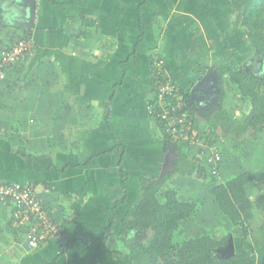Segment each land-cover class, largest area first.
Here are the masks:
<instances>
[{
  "label": "crops",
  "instance_id": "crops-1",
  "mask_svg": "<svg viewBox=\"0 0 264 264\" xmlns=\"http://www.w3.org/2000/svg\"><path fill=\"white\" fill-rule=\"evenodd\" d=\"M34 1V17L27 25L24 0H0V49L20 39L30 43L27 55L0 84V183L32 186L54 223L64 225L65 235L28 249L25 229L13 228L14 233L6 227L12 207L0 204V250L15 249L0 254V264H48L71 241L52 264H132L119 239L128 235L124 221L140 200L141 179L165 187L177 184L178 193L204 185L205 195L195 196L202 210L198 228L211 227L215 215L216 225L224 223V229L215 227V236L221 230L225 235L237 231L221 215L209 191L211 179L203 175L207 148L201 153L197 145L166 137L147 112L155 95L150 56L156 52L171 81L187 94L198 134L207 136L214 126L210 122L227 121L226 109L213 115L199 112V105L225 97V73L221 76L219 70L229 66V48L245 47L247 40L235 37L228 0ZM218 1L221 12L214 8ZM141 21L145 32L137 44ZM217 137L228 149L225 136ZM228 150L232 160L234 151ZM224 161L218 183L235 177ZM244 168L250 183L257 180ZM257 168L264 173V166ZM261 188L253 182L247 193L254 206L247 246L260 257ZM110 217L114 228L105 248L113 254L77 242L100 237ZM232 235L235 248L240 243Z\"/></svg>",
  "mask_w": 264,
  "mask_h": 264
},
{
  "label": "trees",
  "instance_id": "trees-1",
  "mask_svg": "<svg viewBox=\"0 0 264 264\" xmlns=\"http://www.w3.org/2000/svg\"><path fill=\"white\" fill-rule=\"evenodd\" d=\"M228 2L231 24L246 30L249 47L257 59L261 57L263 60L261 65L263 71L261 75H254L243 66L237 67V62L233 61L227 68L220 69L219 72L221 75L228 74L229 81L236 87L239 94V100L248 104L247 114L243 118V123L246 126L245 133L248 132L247 136L256 139L264 133V0H228ZM139 29L137 44H140L144 37L145 26L142 21L139 23ZM153 54L163 58L160 53ZM180 93L186 100L187 94L182 91ZM87 160L83 164H86ZM222 160L221 157L218 163L219 170ZM208 177L212 184L209 191L215 204L221 215L237 231H230L225 236H221L222 234L211 235L206 228L201 233H185V225L194 220L199 212V205L193 201L180 200L175 189L163 191V182L154 184L150 180L141 179L140 200L129 209L124 227L127 229L128 235L129 233L135 234L132 239L136 237V232L141 231L148 232V236L144 241L134 243L130 242V235L119 239L127 246L126 256L132 264H264V256H256L254 250L247 246L249 223L253 219L254 206L245 192V187L252 180L251 174L245 172L223 183L216 182L217 177L210 175ZM37 197L42 208L47 212L40 197L38 195ZM5 204L12 207L10 216L12 223L13 205L8 202ZM49 218L56 225L50 216ZM29 222L31 225L35 224L33 218ZM56 226L59 233L64 236V225ZM113 228L114 220L110 217L100 237L77 240V242L86 248L97 244L100 253L113 254L114 251L105 248L108 238L113 234ZM235 233L236 240L240 245L235 246L233 255H229L227 248L229 235L233 234V239ZM73 242L60 246L59 252L48 264L54 263L58 257L65 253V247Z\"/></svg>",
  "mask_w": 264,
  "mask_h": 264
},
{
  "label": "built area",
  "instance_id": "built-area-1",
  "mask_svg": "<svg viewBox=\"0 0 264 264\" xmlns=\"http://www.w3.org/2000/svg\"><path fill=\"white\" fill-rule=\"evenodd\" d=\"M29 50L30 43L27 39L17 40L0 49V84L5 80L7 71L20 62ZM151 65L155 99L147 105L148 114L158 122L166 137L197 145L201 153L207 148L208 155L203 156L205 158L203 175L217 177L221 158L218 147L208 145L203 136L196 131L190 109L165 71L163 59L153 54ZM7 202L13 205V228L23 226L27 228L25 238L28 248L36 249L46 241L63 236L42 208L32 186L16 182L0 183V204ZM31 218L35 220L34 225L29 224Z\"/></svg>",
  "mask_w": 264,
  "mask_h": 264
},
{
  "label": "rangeland",
  "instance_id": "rangeland-1",
  "mask_svg": "<svg viewBox=\"0 0 264 264\" xmlns=\"http://www.w3.org/2000/svg\"><path fill=\"white\" fill-rule=\"evenodd\" d=\"M214 8L221 12V9L223 8V3L220 1L215 2ZM220 20L222 23L224 22L223 19H220ZM234 28H236V30L238 31L237 36H235V37H237L238 40H242L241 43L244 42V40L246 39V33H247L246 30L241 28V27H234ZM159 34H160V32H159ZM231 38H232V36H231ZM231 38H228L227 40H231ZM203 44H202V46H204ZM244 44H245V47L243 45L242 46L236 45L234 47V45H235L234 44L232 47L229 48V51H230L229 55L230 56H229V58L226 59L227 64L230 65L231 62L233 63V61H236L237 67L243 66V67H245V69H247L249 72H252L254 75H261L262 71H263V69L261 68L262 61H263L262 58L261 57H258V59L256 58L254 52L249 47L247 40ZM157 52H160V51L157 50ZM233 59H235V60H233ZM213 73H215V72H213ZM222 75H224V74H222ZM216 76L218 77V75H216ZM221 87L225 91V97H222V95H220V97L218 98V100H220V104L217 102L218 100L216 101L215 98L213 97L210 100H206L202 105H199V107L202 106L201 108H199V112H201L204 109V110L209 111V113L215 115L219 111H223V109H226L229 118L226 119L227 121H225L224 124H223V122H221L217 126L215 125V123L210 122L212 125H214L212 127L213 129L210 128L211 131L208 133L207 136L204 135L205 137H203V138L208 142V145H214V146L218 147L219 151H221L220 152L221 157L226 160L224 162H227L228 166L230 165L233 167V171H234L233 176H238V175H241L242 173H244L245 171H243V170H246L244 167H246L249 171H251V173L253 172V174H252L253 179L256 177L257 180H253L250 184H248L245 187V192L248 194L251 193L249 190H252L253 182H256V186H258V184L260 183L262 185V188L260 189L259 194L261 195L262 199H264V173L258 172V171H260V169L257 168V166H264V133L260 137L257 136L258 138H256V139H254L253 137L251 138V136L250 137L247 136L246 134L248 132L244 134L246 126L243 123V118L247 114L246 108H248V104L243 103L241 100H239V94L236 90V87L229 81L228 74H226V73L222 79ZM191 110H193V109H191ZM198 126H200V125H198ZM215 126H216V128H215ZM234 131L236 132L235 134H234ZM215 132H217L216 136L214 135ZM218 135L220 137L225 136L223 139H225L229 143L228 149L230 147V150H231L230 152L234 151V156L232 157V160L228 156L229 150L227 149L226 144L223 146L222 143H220L223 141H220L222 139V137L219 138V137H217ZM207 152L208 151H206V153ZM238 165L241 167L240 169L238 168ZM195 186L196 185H194V187L189 186L187 189L184 188L183 190H187V192H185V193H182L180 191V193H178L179 199L180 200H186V201H194L193 198L195 196H198V198H200L203 195H205L204 185H200V186H196V187ZM166 189L181 190L179 185H177V184H170V186H166V187L163 186V191ZM196 200H197V197H195V202H197ZM198 201H200V200H198ZM199 210L200 211L198 213H201L202 210L200 209V206H199ZM198 213L194 217L193 221L188 222L191 224L187 223L185 225V233L193 234V233H197V232H200V233L202 232V229L198 228L200 225ZM217 221H218V219L215 217V215H213L212 216V224L209 223L211 225V227H206V229L210 232L211 235H215L218 233L215 230L216 226L219 227L220 229H224V223L222 222V223L216 225ZM6 227L8 228V230H12V231H14V229H15V228L13 229L14 226L12 225L11 222ZM22 228L25 229L24 233L27 234L26 226H23ZM14 233H15V231H14ZM219 233H221L222 235H225V232H223V230H221ZM131 234L132 233H129V235H130V236L128 235L129 238L134 236ZM147 236H148V232L147 233L145 231L136 232V237L134 239L130 238L131 241L130 240L129 241L132 243L142 242L146 239ZM25 241H26V238H25ZM46 242H44V243H46ZM19 244L20 243H18L16 245H19ZM26 246H27V241H26ZM28 249H30V248H28ZM36 249H38V248H36ZM5 250L1 249L0 254L7 255L6 251L11 252V253L15 252L14 248H9L6 251ZM31 250H35V249H31ZM3 259H5V258H3Z\"/></svg>",
  "mask_w": 264,
  "mask_h": 264
},
{
  "label": "water",
  "instance_id": "water-1",
  "mask_svg": "<svg viewBox=\"0 0 264 264\" xmlns=\"http://www.w3.org/2000/svg\"><path fill=\"white\" fill-rule=\"evenodd\" d=\"M24 2H25L26 7L28 6V8H29L30 15H29L28 24H27V25H29L31 23V20L34 17L35 1L34 0H24ZM227 248H228V254L233 255L234 254V247H233V243L231 241V238H230V241H229Z\"/></svg>",
  "mask_w": 264,
  "mask_h": 264
}]
</instances>
